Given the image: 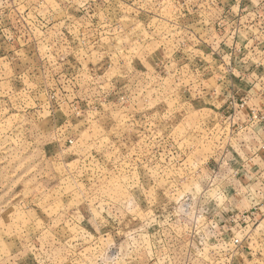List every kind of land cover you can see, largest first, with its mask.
I'll list each match as a JSON object with an SVG mask.
<instances>
[{"label": "rangeland", "instance_id": "1", "mask_svg": "<svg viewBox=\"0 0 264 264\" xmlns=\"http://www.w3.org/2000/svg\"><path fill=\"white\" fill-rule=\"evenodd\" d=\"M257 3L0 0V264H264V193L198 104L232 59L257 92Z\"/></svg>", "mask_w": 264, "mask_h": 264}, {"label": "crops", "instance_id": "2", "mask_svg": "<svg viewBox=\"0 0 264 264\" xmlns=\"http://www.w3.org/2000/svg\"><path fill=\"white\" fill-rule=\"evenodd\" d=\"M216 62H212V64H217ZM259 65L263 69L258 71L255 76L256 83H252L257 90L256 93L249 91L250 86L245 81V71L248 72L247 68L250 65H242L243 69L239 72L236 71V65L233 63L235 71L233 75L228 76L226 89L218 92L215 87L218 86L216 84H219V82L212 83L213 90L202 91L198 96V104L206 105L209 102L208 100L211 99L212 104H216L214 107L217 113L225 115L226 120L223 123L224 125L227 123L226 127L235 136L232 143L228 144L232 148L231 157L228 161L232 159V161L237 162V164L234 162L233 166L243 171L241 177H247L258 182L260 184L259 193H264V123L250 124L248 121L251 109L256 110L260 115H264V64ZM199 67L202 70L203 65ZM216 68L220 70L221 65ZM214 85L215 87H213ZM243 97H247L248 101L243 109L238 110L237 102ZM230 99L234 101L233 115H228L230 108L227 103ZM228 150L230 151L229 148Z\"/></svg>", "mask_w": 264, "mask_h": 264}, {"label": "built area", "instance_id": "3", "mask_svg": "<svg viewBox=\"0 0 264 264\" xmlns=\"http://www.w3.org/2000/svg\"><path fill=\"white\" fill-rule=\"evenodd\" d=\"M258 3L257 4L260 5V7L263 9L264 8V0H258ZM236 8L238 9L239 6H237ZM236 45H237V42H234V47L235 48H236ZM243 48H245V47H243ZM233 63H235V59H232L231 60V66H230V71L231 72H230V74L228 76L234 74L235 67L233 66ZM236 63H239V62H236ZM247 101H248L247 97H243L241 100H239L237 102V108H238V110L243 109L245 107ZM227 104H228V107L230 108L229 109V112H232V110L234 108L233 107L234 106V101L230 99ZM248 121H249L250 124L251 123H264V115H260V113L258 114V112L256 110L251 109V112H250V116L248 118ZM246 215H248V214H246ZM249 216L250 215H248L247 217H249ZM243 221H245V220H243Z\"/></svg>", "mask_w": 264, "mask_h": 264}]
</instances>
